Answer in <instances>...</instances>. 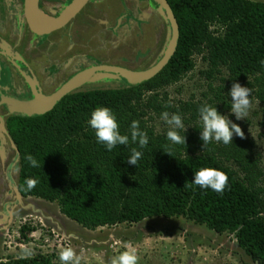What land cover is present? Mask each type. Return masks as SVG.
Returning <instances> with one entry per match:
<instances>
[{
    "label": "trees",
    "instance_id": "obj_1",
    "mask_svg": "<svg viewBox=\"0 0 264 264\" xmlns=\"http://www.w3.org/2000/svg\"><path fill=\"white\" fill-rule=\"evenodd\" d=\"M169 2L180 39L175 55L155 78L139 86L72 94L44 116L11 120L8 130L20 155V194L56 203L63 216L89 231L184 218L217 236L232 237L253 264H264V171L254 140L234 135L229 144L212 141L204 146L202 128L194 126L204 104L223 115L231 111L228 92L235 82L249 87L264 105V3ZM198 55L208 64L203 73L207 81L221 84L209 85L204 100L171 104L159 91L193 72ZM225 72L227 78L222 77ZM97 107L111 109L121 134L130 135L131 123L139 121L147 146L129 143L108 151L88 124ZM165 111L179 114L190 127L180 134L185 143L174 144L166 133L156 132L150 119ZM132 147L142 152L136 166L127 163ZM28 154L39 167L28 164ZM202 167L227 175L223 192L194 184V172ZM27 178L37 181L31 190ZM54 260L39 255L7 264H61Z\"/></svg>",
    "mask_w": 264,
    "mask_h": 264
},
{
    "label": "flooded vegetation",
    "instance_id": "obj_2",
    "mask_svg": "<svg viewBox=\"0 0 264 264\" xmlns=\"http://www.w3.org/2000/svg\"><path fill=\"white\" fill-rule=\"evenodd\" d=\"M25 1L0 0V112L9 114L7 129L12 119L22 116L9 111V106L2 103L3 96L25 102L39 94L50 96L77 74L100 66L145 71L162 59L171 42L167 14L154 0H91L65 27L44 36L31 30L25 17ZM73 1L39 0L37 15L40 20L46 14L54 19L53 23L58 22ZM159 11L164 15L161 23H157ZM97 75L115 77L124 83L116 87H128L115 75ZM87 85L72 94L95 90H84ZM14 146L11 136L4 140L0 133L2 241L19 209L32 199L20 194L19 175L15 172L20 155L17 148L13 151Z\"/></svg>",
    "mask_w": 264,
    "mask_h": 264
},
{
    "label": "rangeland",
    "instance_id": "obj_3",
    "mask_svg": "<svg viewBox=\"0 0 264 264\" xmlns=\"http://www.w3.org/2000/svg\"><path fill=\"white\" fill-rule=\"evenodd\" d=\"M156 17L157 23L164 20L160 11ZM168 43L169 40L167 46ZM203 57L204 55L196 56L195 70L178 84L160 90V95L163 98L167 96V100L173 105L204 100L209 85L214 88L221 82L214 81L211 84L207 81L203 73L207 71L208 64L203 61ZM222 77L227 78L228 74L225 72ZM123 84L115 77L96 75L84 90L105 89ZM251 98L252 106L244 120L237 121L231 111L225 115L241 126L245 137L254 140L264 171V105L254 96ZM8 116L6 112H0V133L4 140L5 137L10 138L6 122ZM150 122L157 133L167 134L169 126L161 117L150 119ZM195 125L202 128L201 119L197 120ZM189 129L190 127L184 124L183 129L176 130L182 134ZM12 149L16 150V146ZM17 163L15 172L19 175V160ZM230 165L232 169L237 170L235 166ZM19 211L14 225L5 233V239L2 241L0 238V264L39 255H52L61 263L58 254L65 247L76 251L80 264H110L113 257L125 251L136 256L137 264H253L237 247L232 237L217 236L184 218L149 219L139 224L89 231L63 216L56 203L32 198L25 202ZM25 251L30 254L25 255Z\"/></svg>",
    "mask_w": 264,
    "mask_h": 264
},
{
    "label": "clouds",
    "instance_id": "obj_4",
    "mask_svg": "<svg viewBox=\"0 0 264 264\" xmlns=\"http://www.w3.org/2000/svg\"><path fill=\"white\" fill-rule=\"evenodd\" d=\"M228 94L232 101L230 108L231 114L235 116L237 121L244 120L252 106L250 99L251 89L235 82ZM199 116L202 121L200 138L204 146L212 141L229 144L233 141L234 135L240 138H244L245 136L241 126L227 118L226 115L221 114L216 107L207 104L202 105L199 108ZM161 118L169 126L167 139L174 144L185 143V137H182L176 130L184 128L181 116L176 113L169 114L165 111L162 113ZM88 124L95 131L97 141L105 145L108 151H111L117 145H129V143L138 145L142 149L149 142L147 133L140 129L139 121H133L131 123L130 135L121 134L119 124L111 109L108 107H97L93 110ZM166 153L171 155L170 152ZM141 156L142 152L137 147H132L127 163L136 166ZM24 159L31 167H39V162L33 155L28 154ZM192 181L201 188H211L216 192H223L227 186L228 177L218 169L202 167L194 172V180ZM36 183L37 181L33 178H27L25 180L27 190L34 188ZM29 254L25 251V255ZM58 255L61 264H80V258L71 247H65L60 250ZM110 264H137V258L135 255L125 251L113 257Z\"/></svg>",
    "mask_w": 264,
    "mask_h": 264
},
{
    "label": "water",
    "instance_id": "obj_5",
    "mask_svg": "<svg viewBox=\"0 0 264 264\" xmlns=\"http://www.w3.org/2000/svg\"><path fill=\"white\" fill-rule=\"evenodd\" d=\"M89 1L91 0H74L66 14L62 16L58 22L50 27H47L37 19L39 0H26L25 17L29 23L31 30L39 36H44L65 27L82 11V9L89 3ZM154 1L159 6H161L164 12H166L172 35L171 42L168 46L167 51L155 66L141 72H135L129 69L113 66H100L90 68L77 74L53 95L45 96L39 94L34 98V100L27 102L3 96L2 103L9 106V111L12 114H17L25 118H32L37 116L40 117L53 111L54 108L65 97L71 95L73 92L90 83L95 75H97V73H107L110 75H115L125 80L128 86H139L155 78L164 70V68L169 64V62L175 55L180 39V29L175 14L173 13V10L171 9L167 0Z\"/></svg>",
    "mask_w": 264,
    "mask_h": 264
},
{
    "label": "bare ground",
    "instance_id": "obj_6",
    "mask_svg": "<svg viewBox=\"0 0 264 264\" xmlns=\"http://www.w3.org/2000/svg\"><path fill=\"white\" fill-rule=\"evenodd\" d=\"M39 13V9L37 10V14ZM37 19L39 22H41L44 26H47V27H50L51 25L55 24L53 23L54 22V19L46 14H43L42 15V19L40 20V18L38 17L37 15ZM51 22V23H50ZM53 23V24H52ZM48 24H51V25H48ZM31 199V198H30Z\"/></svg>",
    "mask_w": 264,
    "mask_h": 264
}]
</instances>
